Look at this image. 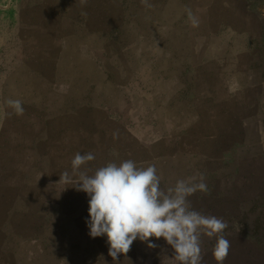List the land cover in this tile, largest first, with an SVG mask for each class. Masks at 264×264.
I'll list each match as a JSON object with an SVG mask.
<instances>
[{
	"label": "rangeland",
	"instance_id": "374dc122",
	"mask_svg": "<svg viewBox=\"0 0 264 264\" xmlns=\"http://www.w3.org/2000/svg\"><path fill=\"white\" fill-rule=\"evenodd\" d=\"M149 3L0 0V264H115L107 237L89 235L77 152L95 155L80 169L89 175L109 162L154 164L165 189L203 174L208 191L188 199L227 222L224 264H264V82L249 90V46L260 65L264 36L249 35L235 2ZM249 108L263 119L239 129ZM150 241H134L119 264H179L163 238ZM215 243L202 237V264H217Z\"/></svg>",
	"mask_w": 264,
	"mask_h": 264
},
{
	"label": "clouds",
	"instance_id": "9594fccd",
	"mask_svg": "<svg viewBox=\"0 0 264 264\" xmlns=\"http://www.w3.org/2000/svg\"><path fill=\"white\" fill-rule=\"evenodd\" d=\"M88 0H80L87 4ZM151 7L149 0H141ZM193 26L198 20L188 11ZM7 105L16 115H23L19 99H8ZM92 152H77L71 161L73 174L78 179L73 187L89 196V219L86 220L92 238L106 236L108 255L115 264L119 256L131 250L134 241L148 242L149 248L157 245L150 238H163L174 250V259L179 264H202V237L215 238L212 255L217 264H224L229 255L231 242L223 234L228 224L222 217L205 215L191 207L189 197L197 191H208L203 174H194L178 180L174 186L161 188V177L154 164L138 167L127 159L119 164L109 162L89 175L81 167L93 161ZM72 184L67 171L60 180Z\"/></svg>",
	"mask_w": 264,
	"mask_h": 264
},
{
	"label": "crops",
	"instance_id": "0c3cea01",
	"mask_svg": "<svg viewBox=\"0 0 264 264\" xmlns=\"http://www.w3.org/2000/svg\"><path fill=\"white\" fill-rule=\"evenodd\" d=\"M217 2H220L222 4H228L231 2H235L239 5H242V9L240 10V13L242 14L245 13L246 15L249 14V35L261 36V37L264 36V0H217ZM259 48L261 49L262 52H264V44H262ZM255 51L256 49L253 46H249V90L255 89L258 91V93H260L261 90L263 91L262 86L264 82L263 81L264 80V57L260 65L256 63L258 65V68L254 70L256 68L255 67L256 64H253V61L251 59L253 58V53ZM258 113H260V116H262V119H263V113H261V111L249 108V123L247 124L241 123L243 121V119H241V122H239L240 124H237L238 128L241 129V127L249 126V131H251L253 128L252 126L253 120H254L253 116L254 114H258ZM237 140H244V141H241L242 143H239L236 145V147H239L238 149H243L240 147H246V146H249V148L257 147L256 145L250 144V143L248 145L247 143L248 139H237ZM215 150H216V143H215ZM216 153H217V150H216ZM245 161L248 164L249 161L246 158H243L238 163V165L239 164L243 165ZM248 178H249V175L246 172L245 177H244L245 182L248 180Z\"/></svg>",
	"mask_w": 264,
	"mask_h": 264
}]
</instances>
